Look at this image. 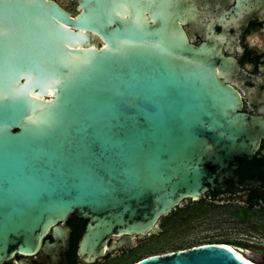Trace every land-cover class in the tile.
Instances as JSON below:
<instances>
[{
	"label": "water",
	"instance_id": "water-1",
	"mask_svg": "<svg viewBox=\"0 0 264 264\" xmlns=\"http://www.w3.org/2000/svg\"><path fill=\"white\" fill-rule=\"evenodd\" d=\"M78 2L74 14L60 0H0V264L50 247L72 215L86 220L85 261L122 245L107 246L111 234H155L215 184L209 166L235 167L264 136V116L239 111L221 78L235 61L217 46L179 24H133L121 0ZM130 264L257 263L203 243Z\"/></svg>",
	"mask_w": 264,
	"mask_h": 264
},
{
	"label": "flooded vegetation",
	"instance_id": "flooded-vegetation-1",
	"mask_svg": "<svg viewBox=\"0 0 264 264\" xmlns=\"http://www.w3.org/2000/svg\"><path fill=\"white\" fill-rule=\"evenodd\" d=\"M60 1L68 11H80L78 0ZM121 1L113 7L133 24H179L194 45L217 46L235 61L232 68L221 70V78L239 92V111L264 116V0ZM90 33L98 46L103 44L97 33ZM208 169L216 175L215 184L209 185L199 200L178 207L202 205L212 215L228 217L232 228L243 235L239 244L245 252L251 254L254 263L264 264V136L255 151L243 154L235 167L228 165L219 172L215 166ZM58 225L59 232L49 230L44 237L50 247L32 254L16 253L2 264H119L121 257L129 253L126 258L131 257L140 245L141 236L111 234L106 245L123 239L122 245L85 261L79 247L86 220L72 215Z\"/></svg>",
	"mask_w": 264,
	"mask_h": 264
},
{
	"label": "rangeland",
	"instance_id": "rangeland-1",
	"mask_svg": "<svg viewBox=\"0 0 264 264\" xmlns=\"http://www.w3.org/2000/svg\"><path fill=\"white\" fill-rule=\"evenodd\" d=\"M230 222L228 217L212 215L206 206L191 204L183 208L176 207L161 217V231L142 235L140 245L131 253L132 256L126 258L130 256L129 253L121 257L119 264H129L148 255L185 249L198 244L224 242L237 246L254 261L251 254L245 252L239 244L243 235L237 233Z\"/></svg>",
	"mask_w": 264,
	"mask_h": 264
},
{
	"label": "snow or ice",
	"instance_id": "snow-or-ice-1",
	"mask_svg": "<svg viewBox=\"0 0 264 264\" xmlns=\"http://www.w3.org/2000/svg\"><path fill=\"white\" fill-rule=\"evenodd\" d=\"M2 36H3V25L0 24V37H2Z\"/></svg>",
	"mask_w": 264,
	"mask_h": 264
},
{
	"label": "bare ground",
	"instance_id": "bare-ground-1",
	"mask_svg": "<svg viewBox=\"0 0 264 264\" xmlns=\"http://www.w3.org/2000/svg\"><path fill=\"white\" fill-rule=\"evenodd\" d=\"M225 245H230V244H225ZM243 254H244V252H243ZM245 255V254H244ZM246 256V255H245ZM247 257V256H246ZM248 258V257H247ZM249 260H250V258H248ZM251 262H253L252 260H250ZM254 263V262H253Z\"/></svg>",
	"mask_w": 264,
	"mask_h": 264
},
{
	"label": "trees",
	"instance_id": "trees-1",
	"mask_svg": "<svg viewBox=\"0 0 264 264\" xmlns=\"http://www.w3.org/2000/svg\"><path fill=\"white\" fill-rule=\"evenodd\" d=\"M223 244H230V243H225V242H224Z\"/></svg>",
	"mask_w": 264,
	"mask_h": 264
},
{
	"label": "built area",
	"instance_id": "built-area-1",
	"mask_svg": "<svg viewBox=\"0 0 264 264\" xmlns=\"http://www.w3.org/2000/svg\"><path fill=\"white\" fill-rule=\"evenodd\" d=\"M256 263V262H255Z\"/></svg>",
	"mask_w": 264,
	"mask_h": 264
}]
</instances>
